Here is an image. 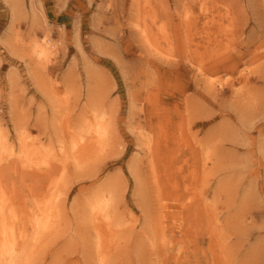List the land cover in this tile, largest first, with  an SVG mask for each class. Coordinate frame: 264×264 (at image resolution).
Returning a JSON list of instances; mask_svg holds the SVG:
<instances>
[{
	"label": "rangeland",
	"instance_id": "374dc122",
	"mask_svg": "<svg viewBox=\"0 0 264 264\" xmlns=\"http://www.w3.org/2000/svg\"><path fill=\"white\" fill-rule=\"evenodd\" d=\"M98 113L109 138L78 167L70 138ZM0 127L53 164L4 170L17 232L60 193L32 264H264V0H0Z\"/></svg>",
	"mask_w": 264,
	"mask_h": 264
},
{
	"label": "bare ground",
	"instance_id": "6f19581e",
	"mask_svg": "<svg viewBox=\"0 0 264 264\" xmlns=\"http://www.w3.org/2000/svg\"><path fill=\"white\" fill-rule=\"evenodd\" d=\"M75 36L77 37L78 34H76ZM78 42L79 40H77V43ZM53 47H55L54 44L51 43V39L49 35L46 34L43 38H41L40 41H36L32 44L29 54L32 58H34L37 61L38 64L44 65L50 59V56L52 53L51 48L53 49ZM215 86H216L215 82L213 81L209 82L208 87L210 89V92L211 90L215 88ZM96 115L97 116H96L95 122H88L87 124L88 126L81 125L78 128V130L81 131V133L82 132L83 133L81 135L76 134V136L72 135L73 137L70 138L71 143H69L70 150L67 149L68 151L67 150L64 151V153L66 151L69 152L68 155L72 156L74 163L78 167L80 166V164H82L81 159L79 158L81 155L84 154L85 149L95 146L97 142L99 144H103L106 142L107 138H109L108 137L109 127L104 118L105 114L98 113ZM20 123H19V126L21 125ZM2 129L3 128H1V130ZM84 131H85V135H84ZM2 134H4V131ZM69 134L71 135V133ZM0 135H1V132H0ZM23 138L21 137L20 147L18 148L19 150H17L16 149L17 147L15 148L14 146L15 142L12 144L8 142L9 139L7 141L6 138H4V136L2 135L0 136V264H32L34 261V258L36 257L37 249H39V246L41 244L43 245L42 240L45 238L48 232H52L53 228L55 230V227H57L58 222H59V221L56 222V220H59V216H60V210H59L61 207V206L59 207L60 193L56 191V192H52L48 194L46 197L45 196L42 197V199L38 201L36 211H32L31 213L32 222L31 223L34 228L33 231L32 232L30 231V233L27 230L21 233L17 232L16 221L18 217L16 214L17 212H16V206H15L16 198L10 196L12 194L9 191L11 189L8 187L10 180L8 181L7 179H5L4 170L13 169L16 173H19L21 171L22 173H24V172H34V171L36 172L37 170H42L43 173L46 174L47 177L49 178V181L53 176L52 175L53 164L50 163L51 161L49 162L46 159L42 161L37 160L36 158H37L38 151L36 150H39V149L34 146L35 145L34 143L30 144L27 141V137L24 139ZM61 142H64V140L63 141L61 140ZM63 144L65 146V143ZM31 151L34 153H31ZM67 152H66V155H67ZM34 155L36 156L35 158H34ZM12 158H16V162L12 161ZM93 158L94 157H92V159ZM64 166L66 165L64 164ZM51 184L56 187L58 183L55 182ZM12 190L17 191L14 188V185L12 186ZM107 193L110 194L109 191ZM14 194H15V197H17V193L15 192ZM109 200L110 199L108 195L101 192L99 195L95 197L93 204L91 206V213L95 219L94 221L95 225L93 224L94 225L93 227L97 231H100L98 229L99 226H103L107 228V230L109 229L111 232L113 231L114 225L117 224L116 220H114V217L110 213ZM190 211L191 210H189V212ZM55 213H57L58 217L55 216L56 215ZM28 221H31V220H28ZM163 239H165V237H163ZM99 264H105V260L101 259L99 261Z\"/></svg>",
	"mask_w": 264,
	"mask_h": 264
},
{
	"label": "crops",
	"instance_id": "0c3cea01",
	"mask_svg": "<svg viewBox=\"0 0 264 264\" xmlns=\"http://www.w3.org/2000/svg\"><path fill=\"white\" fill-rule=\"evenodd\" d=\"M61 23V22H60Z\"/></svg>",
	"mask_w": 264,
	"mask_h": 264
}]
</instances>
